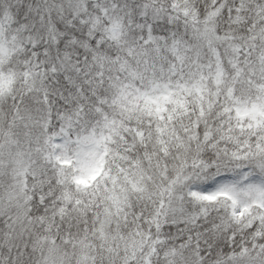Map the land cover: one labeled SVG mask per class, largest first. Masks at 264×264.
Wrapping results in <instances>:
<instances>
[{"label":"snow or ice","instance_id":"1","mask_svg":"<svg viewBox=\"0 0 264 264\" xmlns=\"http://www.w3.org/2000/svg\"><path fill=\"white\" fill-rule=\"evenodd\" d=\"M0 264H264V0H0Z\"/></svg>","mask_w":264,"mask_h":264}]
</instances>
